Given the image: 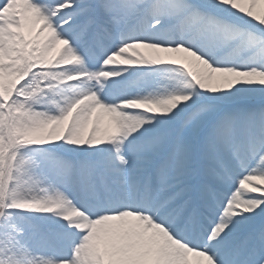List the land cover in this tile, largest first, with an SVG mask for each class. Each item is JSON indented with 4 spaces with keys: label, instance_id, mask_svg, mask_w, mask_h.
<instances>
[{
    "label": "snow or ice",
    "instance_id": "1",
    "mask_svg": "<svg viewBox=\"0 0 264 264\" xmlns=\"http://www.w3.org/2000/svg\"><path fill=\"white\" fill-rule=\"evenodd\" d=\"M0 264H264V0H0Z\"/></svg>",
    "mask_w": 264,
    "mask_h": 264
}]
</instances>
